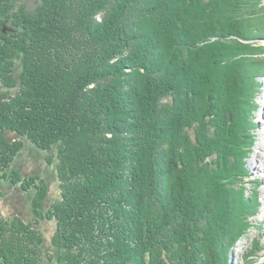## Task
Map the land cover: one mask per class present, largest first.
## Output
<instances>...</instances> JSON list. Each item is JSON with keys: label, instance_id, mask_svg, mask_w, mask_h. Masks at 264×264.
Returning a JSON list of instances; mask_svg holds the SVG:
<instances>
[{"label": "trees", "instance_id": "obj_1", "mask_svg": "<svg viewBox=\"0 0 264 264\" xmlns=\"http://www.w3.org/2000/svg\"><path fill=\"white\" fill-rule=\"evenodd\" d=\"M260 38L264 0H0V183L32 211L0 212V264H229L262 204Z\"/></svg>", "mask_w": 264, "mask_h": 264}, {"label": "rangeland", "instance_id": "obj_2", "mask_svg": "<svg viewBox=\"0 0 264 264\" xmlns=\"http://www.w3.org/2000/svg\"><path fill=\"white\" fill-rule=\"evenodd\" d=\"M30 2L38 5L39 0H30ZM258 41H260L264 47V39L260 38ZM259 80L261 83L257 90L259 92L257 97L258 107L254 118L258 129L255 131L256 140L254 150L247 157L246 161V168L249 176L248 178H245V185L249 187V192L252 195L255 193L254 188L257 187V194L260 196L262 204L259 208L260 212L256 214L254 218L256 227L252 228L231 251L229 264H247L248 258L249 260L255 258L253 255H249V249L254 245V239H260L264 244V146H260V143L264 142V137L261 138V132L264 130V74L259 77ZM49 156L51 159L53 158L50 162L48 160ZM56 156V152L46 154L44 151L34 149L31 143L26 142L25 149L15 160L16 166L23 169L26 173L35 170V173H38L46 180L49 186L48 199H50V203L57 201L60 198V188L56 177ZM0 184L3 185V188L0 187L1 214L9 217L14 216L15 214L24 217H32L29 197L24 196L18 188L14 190L6 183ZM38 223H42V227L48 237H51L52 234H54L56 230L55 220L44 218L40 219ZM258 254L260 256L256 257V259H258L254 264L263 263L264 261V252L260 250ZM253 262L254 261L252 260V263Z\"/></svg>", "mask_w": 264, "mask_h": 264}, {"label": "bare ground", "instance_id": "obj_3", "mask_svg": "<svg viewBox=\"0 0 264 264\" xmlns=\"http://www.w3.org/2000/svg\"><path fill=\"white\" fill-rule=\"evenodd\" d=\"M262 88H263V86H262ZM262 137H264V130L261 132V138ZM262 141H263V139H262ZM260 146L261 147L264 146V142L260 143ZM263 150H264V147H263Z\"/></svg>", "mask_w": 264, "mask_h": 264}]
</instances>
